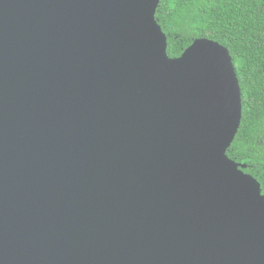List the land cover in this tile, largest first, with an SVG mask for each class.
Listing matches in <instances>:
<instances>
[{
	"label": "water",
	"instance_id": "obj_1",
	"mask_svg": "<svg viewBox=\"0 0 264 264\" xmlns=\"http://www.w3.org/2000/svg\"><path fill=\"white\" fill-rule=\"evenodd\" d=\"M160 1L0 0V264H264L233 56Z\"/></svg>",
	"mask_w": 264,
	"mask_h": 264
},
{
	"label": "trees",
	"instance_id": "obj_2",
	"mask_svg": "<svg viewBox=\"0 0 264 264\" xmlns=\"http://www.w3.org/2000/svg\"><path fill=\"white\" fill-rule=\"evenodd\" d=\"M156 18L177 57L198 37L228 47L242 90L243 116L228 155L264 193V0H161Z\"/></svg>",
	"mask_w": 264,
	"mask_h": 264
}]
</instances>
